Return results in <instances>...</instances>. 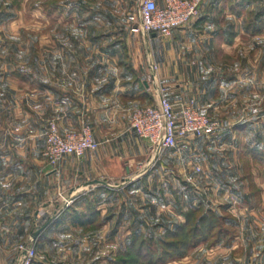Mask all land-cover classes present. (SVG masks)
Wrapping results in <instances>:
<instances>
[{"label": "crops", "instance_id": "obj_1", "mask_svg": "<svg viewBox=\"0 0 264 264\" xmlns=\"http://www.w3.org/2000/svg\"><path fill=\"white\" fill-rule=\"evenodd\" d=\"M7 3L0 0V26L17 18L16 13L9 16ZM157 3L162 4V0ZM233 3L237 0H204L198 15L186 26L168 36L146 38L139 27L127 24L128 0H62L58 13L67 21L64 38L58 46L49 45L53 47L50 52L60 50L61 57L48 61L46 73H41L37 61V69L30 76L0 74V264L18 263L19 243L32 242L39 252L62 231L71 229L67 221L56 226L51 220L66 206V199L76 201L107 193L113 200L115 191H134L146 185L154 172L153 162L158 166L163 161L160 156L154 161L148 141L130 128L129 116L135 108L156 102L162 94L173 104L177 116L183 104L205 115L224 109L222 97L232 80L216 70L217 52L235 49L239 43L245 46L248 36L255 39L256 51L259 48L262 52L264 46V33L242 27L241 17L232 10ZM261 70L260 76H255L256 84L264 82ZM259 93L263 94V87ZM255 111L254 120L246 118L240 125L218 127L206 141L217 144L219 138L221 144L231 147L234 128L242 126L247 134L255 131L250 147L264 152V112L262 108ZM49 120H55L62 132L89 123L97 149L81 156L66 155L52 169L42 155ZM204 138L189 135L180 139L173 152L201 149ZM228 151L232 153V148ZM241 164L238 156L222 155L210 162V167L204 164L205 169L196 164L202 173L197 176L211 180V187L216 186L222 197L233 193L247 204ZM180 175H176L178 179H182ZM182 186L186 188L179 193L176 217L184 221L183 212L189 205L197 206L202 194L196 186ZM75 201L74 209L82 210L81 201ZM213 201L209 199L207 206ZM239 226H247L244 217ZM247 240L248 250L240 257L234 254L236 243L215 246L226 251L218 255L219 260L226 264H264V243ZM194 250L177 263L193 259L195 264L198 257L205 260L211 255ZM44 259L37 256L33 264H51L50 259Z\"/></svg>", "mask_w": 264, "mask_h": 264}, {"label": "rangeland", "instance_id": "obj_2", "mask_svg": "<svg viewBox=\"0 0 264 264\" xmlns=\"http://www.w3.org/2000/svg\"><path fill=\"white\" fill-rule=\"evenodd\" d=\"M54 1L50 3L53 0L50 2L8 0L6 7L10 12L9 16L16 13L17 18H12L6 25L0 26V74L4 72L30 76L37 69V61L41 73H46L49 69L48 61L51 58L61 57L60 50L51 52L49 50L50 44L56 43L58 46V42L63 40L64 28L67 27V21L58 13L59 9H62V0ZM233 4L232 10L241 17L242 27L247 26L248 32L254 29L253 31L264 33V6L258 0H237V3ZM139 5L140 0H128L126 16L129 26L138 27ZM245 44L243 46L239 43L235 49L227 52L218 51L216 54V70L225 73L232 80V84L222 97L224 109L218 114L207 115L219 127L223 125L226 127L232 123L239 124L246 118L254 120L257 116L256 108H262L264 112V82L255 83V76H260V67L261 75L264 77V46L262 52L259 48L256 51L255 39L250 36L247 37ZM245 80H251L253 83ZM261 87L263 94L259 93ZM232 134L235 138L232 140L233 143H230L231 147L229 143L221 144L219 138L217 141H220L219 143H209L205 137L202 140L204 145L195 151L178 154L173 152L176 149L163 150L157 155L163 163L159 162L156 166L153 162L154 172L146 181V185L134 191L124 190L121 193L115 191L113 200L111 194L104 193L99 197L89 195L84 199L71 201L63 209L57 210L51 220L54 222L63 218L65 214H71L66 208L71 209L74 201L75 204L81 201L80 205L83 209L77 212L84 214L90 222L84 226H71L72 228L66 232L62 231L56 236V241L49 247L40 249L36 257L50 259L51 264H179L177 260L180 262L182 258L179 257L180 253L185 251L184 256H186L192 248H195L194 251L198 254L211 252L209 259L198 257L195 264H226L227 262L219 260V256L226 251L215 246L223 247L230 242L236 243L234 254L240 257L248 250L246 239L250 240L249 242L264 243V205H262L264 204V161L257 159L254 153L249 151L250 144L256 138L255 131L247 134L242 126H237ZM230 148H232L231 154L227 152ZM222 155H235L241 158L242 169H240L247 184L245 187L247 204L244 200L239 201L233 193L222 197V194L215 191L216 186L211 187L213 185L211 180L198 178L197 175L202 173L199 172L201 168L196 164L202 165L205 169L204 164L210 167V162H216ZM191 166L196 167L192 169ZM180 169L185 173L184 176L180 175L182 174ZM176 175H180L182 179H178ZM186 184L198 187L197 191L202 194V196L198 195V199L202 202L203 208L212 207L218 214L228 212L237 222L233 227L230 242L211 243V238V241L198 242L192 248L188 242L180 248L179 238L182 232L177 231L175 226L183 221L176 215L180 206L179 193L186 188L182 185ZM208 198L214 199V203L209 206L206 204ZM102 203L106 204L100 207ZM217 205H220V208ZM224 206L228 208L230 206V209L222 210ZM190 207L189 205L187 209ZM243 217L247 226L240 227L239 220ZM183 233L187 231L184 230ZM187 234L191 236V232ZM176 235H179L178 239ZM160 238H164L166 243L159 242ZM242 242L245 244H241ZM193 262V259H187L185 264Z\"/></svg>", "mask_w": 264, "mask_h": 264}, {"label": "built area", "instance_id": "obj_3", "mask_svg": "<svg viewBox=\"0 0 264 264\" xmlns=\"http://www.w3.org/2000/svg\"><path fill=\"white\" fill-rule=\"evenodd\" d=\"M258 1L264 6V0ZM203 3L204 0H162L159 5L157 0H140L138 27L146 38L152 33L156 36H168L172 30L186 26L197 16ZM155 67L152 64V68ZM129 126L138 137L148 141L154 161L163 150L176 149L180 139L189 135L208 137L219 127L207 115L189 104H183L180 115L177 116L173 104L162 94L156 102L135 108L130 113ZM44 136L42 155L52 169H56L66 155L81 156L98 147L89 123H83L78 129L62 132L55 120H49ZM158 147L159 153L156 152ZM71 201L66 199L65 205H69ZM16 250L20 256L17 264L34 263L37 251L32 242L19 243Z\"/></svg>", "mask_w": 264, "mask_h": 264}, {"label": "trees", "instance_id": "obj_4", "mask_svg": "<svg viewBox=\"0 0 264 264\" xmlns=\"http://www.w3.org/2000/svg\"><path fill=\"white\" fill-rule=\"evenodd\" d=\"M249 151L254 153L253 155H255L257 159L264 161V153L257 150L256 147L252 146ZM72 210L73 212H71ZM66 211L71 214H65L63 218L54 221L56 226L66 221L72 226H84L90 222L84 214L77 212L78 210L73 207L71 209L70 207H67ZM183 217L184 221L175 226L177 231L182 232L179 238L180 248H183L187 242L192 248L198 242L206 240L211 241V238V243L230 242L235 220L230 214H228V212L224 211L222 214H218L210 208H203L202 202L199 201L197 206L185 210L183 212ZM184 230H186L187 233L191 232V236L187 233H183ZM178 236L179 235H176V238ZM159 242L163 244L166 243V240L160 238ZM185 254L184 251L180 253L179 257H183Z\"/></svg>", "mask_w": 264, "mask_h": 264}, {"label": "water", "instance_id": "obj_5", "mask_svg": "<svg viewBox=\"0 0 264 264\" xmlns=\"http://www.w3.org/2000/svg\"><path fill=\"white\" fill-rule=\"evenodd\" d=\"M150 37H155V34L152 33V34L150 35ZM159 151H160V147L157 148L156 152L159 153ZM42 229H43V227L39 228L35 233L40 232Z\"/></svg>", "mask_w": 264, "mask_h": 264}]
</instances>
